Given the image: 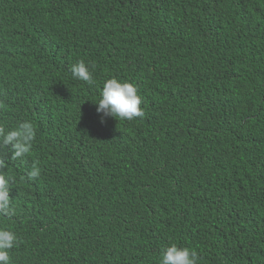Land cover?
<instances>
[{"label":"trees","instance_id":"obj_1","mask_svg":"<svg viewBox=\"0 0 264 264\" xmlns=\"http://www.w3.org/2000/svg\"><path fill=\"white\" fill-rule=\"evenodd\" d=\"M0 181L7 264H264V0H0Z\"/></svg>","mask_w":264,"mask_h":264},{"label":"clouds","instance_id":"obj_2","mask_svg":"<svg viewBox=\"0 0 264 264\" xmlns=\"http://www.w3.org/2000/svg\"><path fill=\"white\" fill-rule=\"evenodd\" d=\"M71 74L74 79L84 81L88 84L93 83L92 75L88 66L80 61L71 67ZM96 111L100 115V122L104 123L106 117L115 120L131 121L135 117H142L141 98L137 93L134 84L116 78L107 79L96 103ZM38 173H33L37 175ZM2 187V181H0ZM0 201L7 202V192L0 190ZM10 246V245H9ZM9 257L6 253L0 252V262L7 264ZM161 264H197V255L190 252L187 248H179L176 245L167 247L161 257Z\"/></svg>","mask_w":264,"mask_h":264}]
</instances>
